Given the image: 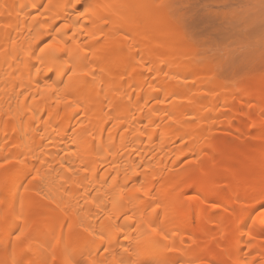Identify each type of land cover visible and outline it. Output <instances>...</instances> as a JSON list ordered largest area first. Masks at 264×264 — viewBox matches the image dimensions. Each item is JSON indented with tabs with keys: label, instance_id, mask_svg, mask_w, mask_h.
I'll use <instances>...</instances> for the list:
<instances>
[{
	"label": "bare ground",
	"instance_id": "obj_1",
	"mask_svg": "<svg viewBox=\"0 0 264 264\" xmlns=\"http://www.w3.org/2000/svg\"><path fill=\"white\" fill-rule=\"evenodd\" d=\"M160 2L87 0L91 5L90 15L82 23L91 21L85 29L89 44L101 35L104 39L79 55L95 61L90 65L93 68L110 65L113 70L105 68L104 74L97 76L96 90L81 97L79 118L44 127L42 120L33 122V117L46 118L44 109L54 103L55 97L48 98L47 92L33 95L35 82L29 73L30 45L39 34L37 29L43 25L35 28L32 25L34 18L47 19L51 23L66 15L67 0H0V26L12 25L11 39L0 40V156L9 152L12 156L23 153L32 160L43 153L41 159L48 161L42 169L44 182L39 187L28 186L26 181L24 187H19L21 181L16 180L19 195L14 209L8 188L0 182V264H11L13 247L8 244L9 233L14 230L11 235L14 240L20 228L25 229L26 235L33 234L22 243H15L17 255L26 245L34 244L26 264H66L70 259L68 253L73 254L72 259H79L81 252L91 259L82 232L85 227L91 226L89 231L95 228L99 244L100 230H108V216L118 214L121 204L123 209L132 207L128 197L135 194L139 182L127 188L123 184L134 173L148 174L145 187L151 188L154 182L155 195L163 208L172 203L176 185L192 172L211 185L213 177L228 174L239 173L236 178L249 180L264 167V151L258 135L259 111L264 107L261 76L244 72L247 82L234 90L227 79L234 81L238 76L228 77L230 75L218 71L207 60L196 59L195 55L184 59L185 55L196 52V40L187 35L182 19L173 10L155 7ZM167 2L171 4L172 1ZM33 3L43 5V15L36 17L31 8ZM23 4L29 7L21 12ZM28 12L32 15H27ZM105 22L109 27L104 33L97 31ZM121 28L123 32L117 31ZM0 31H3L2 27ZM127 33L139 41L131 51L141 50L144 59L150 60V66L157 69L148 78L150 85L144 87L146 93H158V96L146 107L143 100L136 104L140 92L136 85L145 79L140 74L144 69L128 66L127 71L124 70L123 61L128 49L123 40ZM129 42H133L131 37ZM120 48L124 51L120 52ZM153 77L155 83H151ZM134 81L136 85L130 88ZM101 83L102 90L99 88ZM133 91L136 95L129 102V93ZM236 92L251 98L242 100ZM241 105L245 109L243 113L239 110ZM251 107H255V115H248L247 109ZM153 108L157 110L152 111ZM220 112L228 115L219 116ZM209 113L211 115L205 120ZM240 115L246 116V125L238 119L231 123L233 117ZM213 123L216 127H211ZM121 124L124 128H119ZM254 124L255 130L250 133L247 129ZM126 128L131 131L125 132ZM145 128L141 135L140 130ZM229 128L230 131H225ZM232 132L240 133L237 139L231 137ZM181 153L188 154L191 162V167L183 173L179 166L174 168L172 165ZM137 164H143V168H137ZM4 175L0 171V177ZM105 177L107 184L103 183ZM113 177L120 183L115 184ZM216 183L226 181L217 180ZM92 189H95L93 196H85ZM103 203L108 207L103 217L98 218L96 205ZM164 218L165 213L161 210L160 219ZM253 220L254 232H264L259 210L252 214L248 223L252 224ZM188 227L190 232H181L175 244H169V248L182 249V259L176 256L175 264H209L210 259L227 258V253L235 250V239L222 242L224 229L217 231L215 219L208 216L198 219L197 213L193 212ZM149 239L150 236H144L140 242L146 244ZM259 239L257 237L254 242L256 252L252 257L264 252ZM133 243H137V238H133ZM5 245H8L7 250ZM126 246L112 245L107 255L101 247L96 259L101 264H121L126 258L121 247ZM90 247L96 255V247Z\"/></svg>",
	"mask_w": 264,
	"mask_h": 264
},
{
	"label": "snow or ice",
	"instance_id": "obj_2",
	"mask_svg": "<svg viewBox=\"0 0 264 264\" xmlns=\"http://www.w3.org/2000/svg\"><path fill=\"white\" fill-rule=\"evenodd\" d=\"M28 7L27 4H23L20 6V11L23 12ZM41 7H43L42 4L33 3L31 5L36 17L43 15ZM155 7L158 10L174 9V6L167 0H161ZM65 8L67 14L63 17H57L54 22L50 23L47 19L34 18L32 25L33 28L37 25H43V27L37 29L39 34L35 36L34 42L30 45L29 73L30 78L35 82L33 95L47 92L49 94L48 98L55 97L54 103L47 105L44 109V112L47 113L46 118L44 116L33 117V122L36 119L42 120L44 127L52 123L62 124L64 120L71 121L74 117L79 118L80 109L82 108L81 97H87L96 90L97 76L103 75L105 68L108 71L113 70L110 65L93 68L90 65L95 61L88 60L87 56L81 57L79 55L80 52L92 47V44H100L101 40L104 39V35H101L92 41V44H89V36L85 29L91 21L82 22L90 15L91 5L87 3V0H67ZM27 15H32V12H28ZM16 26H19L18 22ZM0 27L3 28V31H0V40H10L12 25L5 24ZM108 27V23L105 22L99 26L97 31L104 33V30ZM117 31L123 32L124 30L121 28ZM29 34L31 35V29ZM108 35H111V33H108ZM130 37L133 41L131 43L129 42ZM123 43L128 49L127 56L123 61L124 70L127 71L128 66H139L144 69L140 74L144 75L145 79L138 85L134 81L133 85H129V87H134V85L139 87L140 92L136 104L139 105L140 101L143 100L146 107L158 96V93H146L144 87L150 85L148 78L152 77V73L157 69L150 66L152 63L150 60L144 59L141 50L131 51L139 43L135 37H132L131 33L125 34ZM13 44H15V41H13ZM119 51L123 52L124 48H120ZM136 57L139 59L134 60ZM32 69H35V72H32ZM155 79L153 77L151 83H155ZM123 82L121 80V84ZM99 88L103 89L102 83ZM261 94L264 96V76H261ZM134 95H136L135 91L129 93V102H131V97ZM146 95L148 96L147 99H145ZM235 95L240 96L242 100L251 98L244 97L240 92H236ZM259 103L258 101L257 104L259 105ZM233 106H235L234 102ZM151 110L155 111L157 109L153 108ZM239 110L243 113L245 111L244 106L241 105ZM247 113L248 115H255V107L248 108ZM209 115L211 113L206 115L204 119L207 120ZM218 115L224 116L228 113L220 112ZM259 117L261 118L258 128L259 143L261 150L264 151V107L260 108ZM237 119L243 121L246 125L245 115L233 117L231 123H235ZM77 122L79 123V119H77ZM185 122L191 123L192 121ZM132 123L135 124L136 121L133 120ZM211 127H216L215 123ZM119 128H124V125H119ZM247 130L250 133L254 131L255 124ZM130 131L131 129H125V132ZM140 131L143 135L146 128ZM42 155L43 153L40 156H34L32 160H29L23 153L12 156V153L9 152L0 156V171L5 174L0 177V182L5 184L11 194L13 209L19 195V187L25 186L23 182L26 181L28 186L37 187L43 184L45 177L42 169L48 161L41 159ZM29 164H31V167H29ZM172 165L174 168L179 166V171L185 172L191 167L188 154L181 153V157L174 160ZM136 167L143 168V164H137ZM113 171H116V169L114 168ZM147 175L143 171L134 173L124 182V188L134 182H139L140 185L135 188V194L128 197L132 207L123 209V204H121L117 210L118 214L113 213L108 216L106 222L108 230H100L99 244H97V230L91 228V231H89L91 226L84 228L82 233L84 234L85 247L88 250V256L92 258L84 257L83 252H81L79 259H72L73 254L68 253L70 259L67 260L66 264H101V261L96 259V256L99 255V248H104L105 255H107L112 245L123 246L125 244L127 246L121 247V251L126 254V258L121 261V264H129V261L131 264H175L176 256L182 259V249L169 248V244H175L181 232H190L188 227L189 217L193 212L197 213L198 219L208 216L209 219L216 220L217 231L221 228L224 229L222 242L226 243L230 239H235L237 242L235 250L227 253V258L210 259L209 264H264V252L252 257L253 252H256L254 242L257 241V237L260 238L259 245L264 248V232H254V220L252 224L248 223L249 220H252V214L257 210H259V219L264 221V167L261 168L258 175L253 174L249 180L241 181L236 178L240 175L239 173L228 174L213 177L211 185L199 174L192 172L176 185L174 188L176 195L172 203L163 206V208L155 195L154 182L151 188L145 187ZM17 179L21 181L19 187L16 184ZM113 180L115 184L120 183V180L116 177H113ZM217 180H224L226 183L219 184L216 183ZM103 183H108L106 177ZM94 191L95 189L87 191L85 196H93ZM93 199L95 200L97 197H93ZM107 207V203L96 205L98 218L103 217ZM161 210L165 213L163 220L160 219ZM113 215L116 216L115 219L112 218ZM12 231L9 233L10 239L8 241V244L13 247L11 264H26L29 261L27 257L33 250L34 244L26 245L17 255L14 251L15 243L17 241L22 243L33 234L26 235L25 229L20 228L13 240L11 239ZM144 236H150L146 244L140 242ZM121 237H123V240H121ZM134 237L137 238V243H133ZM105 242H107V246H105ZM90 246L96 247V255H93ZM7 247L8 245H5V250H7ZM242 253L243 255H241ZM249 257L252 258L249 259Z\"/></svg>",
	"mask_w": 264,
	"mask_h": 264
},
{
	"label": "rangeland",
	"instance_id": "obj_3",
	"mask_svg": "<svg viewBox=\"0 0 264 264\" xmlns=\"http://www.w3.org/2000/svg\"><path fill=\"white\" fill-rule=\"evenodd\" d=\"M171 1L187 35L197 43L196 52L184 59L195 55L228 77L238 76L227 79L234 90L247 82L244 72L264 76V0ZM232 133L237 139L238 133Z\"/></svg>",
	"mask_w": 264,
	"mask_h": 264
}]
</instances>
